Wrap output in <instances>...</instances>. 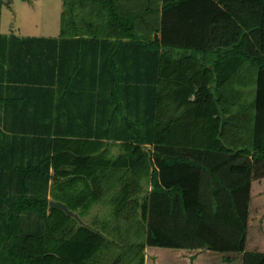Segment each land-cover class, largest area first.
Segmentation results:
<instances>
[{"label":"trees","instance_id":"trees-1","mask_svg":"<svg viewBox=\"0 0 264 264\" xmlns=\"http://www.w3.org/2000/svg\"><path fill=\"white\" fill-rule=\"evenodd\" d=\"M99 1L102 12L75 21L66 13L58 37L12 34L22 41L4 43L9 38L0 36V264H86L101 253V261L112 254L113 264H144L147 246L182 256L209 250L211 264H264V252L247 246L253 172L264 168V0L259 48L250 45V52L240 19L213 18L202 45L176 47L153 36L152 27L142 31L138 14L120 10L116 0ZM187 1L169 0L162 9ZM152 2L143 17L159 10ZM68 19L75 24L66 29ZM11 47L19 55L6 54ZM251 66L256 99L241 115L227 116L222 88ZM166 93L182 105L195 99L181 119L161 124ZM237 123L247 131L235 144L223 132ZM178 133L183 139L173 141ZM105 141H120L129 152L134 173L120 175L126 184L145 177L152 186L143 220L130 215L127 236L133 227L138 233L127 244L113 228L118 221L94 231L49 206L51 196L87 216L106 202L90 156L78 152L101 149ZM100 157L109 160L106 152ZM99 164L102 175L112 168ZM140 191H120L131 211Z\"/></svg>","mask_w":264,"mask_h":264},{"label":"crops","instance_id":"crops-1","mask_svg":"<svg viewBox=\"0 0 264 264\" xmlns=\"http://www.w3.org/2000/svg\"><path fill=\"white\" fill-rule=\"evenodd\" d=\"M169 0H153V7L158 6L159 10L153 11V14L147 17H143L145 13H151L147 10L146 5H150V0H116L115 3L120 10L132 11L134 14H138V19L144 24V29L150 30L153 28V36L157 35L161 42L180 47L184 45H202L205 42L206 26L209 20L213 18L229 16L239 21L238 16L232 13L223 6L224 0H189L171 7L168 10H163L162 5ZM46 4H45V3ZM219 3L221 6H219ZM52 9L48 5V0H0V36L8 37L12 34L21 37H58L62 33L64 25V18L66 13L73 12L75 17L72 20H76L81 15H89L91 10L95 12H102V3L99 0H55L52 4ZM233 9V8H232ZM151 10V9H150ZM149 11V12H148ZM46 13L47 18L43 13ZM156 14V15H155ZM73 15V14H72ZM153 15V16H152ZM78 16V17H77ZM93 26L97 20H92ZM101 25L102 21H99ZM106 28H108V22L104 21ZM75 24V23H74ZM71 20L68 19L66 23V29L73 27ZM151 31V30H150ZM4 43H19L22 40H14L9 38ZM6 54H14L20 52L18 47L5 48ZM247 67V66H246ZM252 67V66H251ZM249 69V68H246ZM202 72V70H201ZM242 70L237 73L240 76V80L236 83L238 76H233L234 79L225 84L222 88L223 98L220 102L221 109L228 115L238 114L241 115L243 105L252 106L257 94V85L255 80V87L248 89L245 87L249 84H243L241 78ZM246 76V75H245ZM245 85V86H243ZM242 92H251L249 99L242 98ZM176 94V92H175ZM188 105H182L176 99L175 102L172 93H166L160 100L159 104V118L158 122L165 124L170 121H177L183 117L186 107L190 106L195 99L194 95L189 96ZM208 106V102L204 101L203 106ZM252 112V110H249ZM247 112H244L246 115ZM247 119V118H246ZM243 122H246L244 119ZM237 124H232L226 127L223 132V136L228 142L237 143L241 140L242 134L247 130ZM183 135V134H182ZM173 141L183 139L181 134L178 133L176 137L171 136ZM170 138V140H171ZM172 141V140H171ZM144 151L149 154L151 147L144 146ZM194 150V149H191ZM198 151V150H195ZM215 151V150H211ZM79 154L85 153L90 156L89 166L93 174V180L98 186H103L107 190L106 202L98 203L90 210L89 215L84 217L85 220H90V228L94 231H100L101 227H98L94 223L96 220H101L103 215L109 214L108 221H118L113 228L120 232V229L124 226L129 227V215H136L137 218L132 220H143L144 207L148 202L152 186L150 178L143 177L139 181L124 182L125 178L120 175L134 173L129 161V152L120 146V141H105V145L101 149H90L88 151L82 149L78 150ZM106 152L108 162L100 157ZM192 152V151H191ZM78 154V153H77ZM75 156H78L75 154ZM85 157V156H84ZM253 160L252 154L250 155ZM100 159V160H99ZM106 164L107 167H112L106 170V174H101V164ZM85 164V163H84ZM87 164V163H86ZM264 166V164H263ZM152 171V169L150 170ZM253 181L251 186V198H250V213H249V225H248V240L247 246L250 250H256L264 252V168L263 171L257 173L253 172ZM65 180V177H61V181ZM124 188H138L141 189L136 195V202L138 207L136 210L131 211L128 204V197H125L120 191ZM120 197L118 212H112L114 205H119L115 202V198ZM50 201L53 200L49 196ZM54 201V200H53ZM66 205V204H65ZM78 215V213H75ZM77 217V216H75ZM97 222V221H96ZM85 224V223H84ZM123 233L120 236L122 238L127 236V232L121 230ZM125 232V233H124ZM118 236V235H116ZM152 247L145 248V263L144 264H164V260H161L159 254L154 253ZM154 251V252H153ZM175 251L174 257H171L175 262L181 261V258L190 260L193 256L191 264H211L216 263L211 260L212 253L207 250H200L198 253L188 250H182L186 252L185 255H178ZM209 262V263H208Z\"/></svg>","mask_w":264,"mask_h":264},{"label":"rangeland","instance_id":"rangeland-1","mask_svg":"<svg viewBox=\"0 0 264 264\" xmlns=\"http://www.w3.org/2000/svg\"><path fill=\"white\" fill-rule=\"evenodd\" d=\"M55 0H48V5L50 6V9H52V4L54 3ZM261 2L260 0H248L246 2H239L238 0H224L223 2V6L225 7V9L229 10L233 13H235L239 19L241 24H243V27L246 29V31L248 32V41H247V51L250 52L249 46L251 45V47H258V40H259V25H260V18H261ZM45 3V2H44ZM46 4V3H45ZM219 6H221V4L219 3ZM230 7H232L233 9H231ZM46 16V13H43ZM253 51V49H252ZM247 66H250L249 63H247ZM246 75V76H245ZM257 77V71L255 69V67H249V69H245L242 71L241 74V78H242V83L243 84H249V85H243L245 87H247L248 89H252L253 87H255V80ZM240 80V76H238L236 83H238ZM251 95V92H242V98H244L245 100L249 99ZM112 212H114L112 210ZM90 213V212H89ZM84 217H86V215L82 214H78L77 215V221L79 223L83 222L86 225H91L90 220H85ZM110 217V215L107 213L105 215H103V218L101 220H96L97 221V225L98 227H102L103 225L108 226L110 225L108 223V218ZM129 218L132 219V217L129 215ZM112 222V220L110 221V223ZM130 222V221H129ZM128 222V223H129ZM127 232V227L124 226L123 228L120 229L119 233H123L121 230H123ZM131 233V236H125L123 238V244H127L130 243V239L129 238H136L135 236L137 235L138 231L134 230V227L132 229H130L129 231ZM125 233V232H124ZM144 239V237H143ZM143 239H139L138 242L136 241V244L142 243ZM117 240H120V238H117ZM125 240V241H124ZM144 242V241H143ZM122 244V243H121ZM135 244V245H136ZM152 250H154V253H157L160 255L161 260H166L165 262H162L164 264H190V260L186 259V258H181L183 261H177L175 262L173 259L171 260V257H174V252L168 249H163V248H159V247H155L152 248ZM151 250V251H152ZM104 252V251H103ZM102 255L98 258H96L95 256L90 259L86 264H113L111 263L112 259V254L109 256L108 262L101 261L99 259H105L106 256L104 255L105 253H101ZM169 258V259H168Z\"/></svg>","mask_w":264,"mask_h":264},{"label":"water","instance_id":"water-1","mask_svg":"<svg viewBox=\"0 0 264 264\" xmlns=\"http://www.w3.org/2000/svg\"><path fill=\"white\" fill-rule=\"evenodd\" d=\"M49 206H50V207L60 208V209L64 210L66 213H68L69 215L77 216V215L74 214L73 211H71V210L68 208L67 205H65V204H63V203H61V202H57V201H53V200H51V201L49 202Z\"/></svg>","mask_w":264,"mask_h":264}]
</instances>
